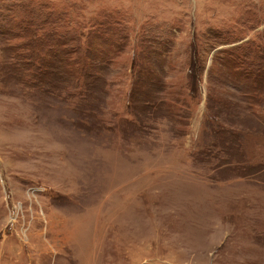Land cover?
Masks as SVG:
<instances>
[{
    "label": "rangeland",
    "instance_id": "obj_1",
    "mask_svg": "<svg viewBox=\"0 0 264 264\" xmlns=\"http://www.w3.org/2000/svg\"><path fill=\"white\" fill-rule=\"evenodd\" d=\"M0 264H264V0H0Z\"/></svg>",
    "mask_w": 264,
    "mask_h": 264
}]
</instances>
